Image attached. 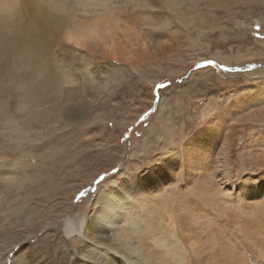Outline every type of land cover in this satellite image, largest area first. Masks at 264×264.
<instances>
[{
  "label": "rangeland",
  "instance_id": "obj_1",
  "mask_svg": "<svg viewBox=\"0 0 264 264\" xmlns=\"http://www.w3.org/2000/svg\"><path fill=\"white\" fill-rule=\"evenodd\" d=\"M261 20L264 0H20L2 13L0 264H22L14 258L22 244L61 264L75 243L66 219L88 212V197L128 163L149 165L168 126L177 137L188 125L180 140L197 131L207 104L216 118L236 108L229 125H244L235 142L242 172H251L244 144L263 131V113L244 121L227 98L264 93ZM145 41L148 50L135 46ZM96 43L127 44L132 63Z\"/></svg>",
  "mask_w": 264,
  "mask_h": 264
},
{
  "label": "bare ground",
  "instance_id": "obj_2",
  "mask_svg": "<svg viewBox=\"0 0 264 264\" xmlns=\"http://www.w3.org/2000/svg\"><path fill=\"white\" fill-rule=\"evenodd\" d=\"M85 1L100 4L108 0ZM19 2L0 0L1 14H11V7ZM105 43L96 45L114 58L124 55L130 61L132 50L125 48L127 44L121 48ZM135 46L148 50L151 44L145 41ZM263 96L256 91L254 96L231 92L226 98L236 100L242 120L262 112L264 121V102H259ZM252 104L261 106L251 110ZM211 106L203 108V124L197 131L180 140L188 125H182L177 137L175 128L168 126L166 148L149 165L133 169L128 163V170L107 178L88 197V212L66 219L64 230L75 243L71 252L60 253L61 264H264V129L253 132L244 144L255 167L242 172L235 136L244 125L241 121L229 125L236 108L216 118L218 111ZM18 206L17 213L28 207ZM25 247L26 251L14 257L20 255L22 264L50 262V255L41 257V251L25 244L19 250Z\"/></svg>",
  "mask_w": 264,
  "mask_h": 264
}]
</instances>
